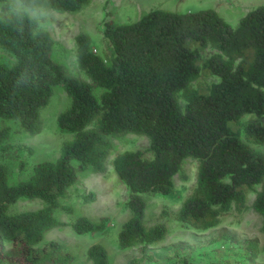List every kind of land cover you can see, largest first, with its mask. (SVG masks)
<instances>
[{
	"label": "trees",
	"instance_id": "trees-1",
	"mask_svg": "<svg viewBox=\"0 0 264 264\" xmlns=\"http://www.w3.org/2000/svg\"><path fill=\"white\" fill-rule=\"evenodd\" d=\"M88 1L0 0V48L11 56L0 60V119L32 135L41 128L39 111L53 86L60 85L69 97L56 114L68 136L55 158L35 162L26 178L11 184L0 163V264H70L73 256L62 243L43 240L47 229L64 224L53 208L71 210L59 198L77 171L102 173L112 151L109 136L128 132L147 139L146 154L125 149L110 159L127 190L128 213L116 231V244L137 246L139 253L129 264H138L146 246L164 238L163 222H144L146 197L170 194L173 175L186 157L196 162L194 183L171 218L202 231L217 225L225 212L249 207L260 216L264 236V151L249 145H264V3L248 9L235 26L213 9L153 8L128 23L105 20L104 56L93 50L85 33L74 35L82 78L51 57L54 39L26 8L73 11ZM200 75L214 80L195 86ZM8 135L9 126L1 125L0 143ZM92 196L88 192L81 198ZM19 198H36L40 205L9 210ZM165 214L162 209L159 215ZM105 220L78 215L69 225L79 234L101 230ZM217 236L237 240L225 229ZM3 242L9 246L2 248ZM239 243L251 257L256 254V238ZM259 249L264 251V242ZM179 251V262L186 264L188 251ZM85 257L91 264H108L99 241L86 246Z\"/></svg>",
	"mask_w": 264,
	"mask_h": 264
},
{
	"label": "rangeland",
	"instance_id": "rangeland-1",
	"mask_svg": "<svg viewBox=\"0 0 264 264\" xmlns=\"http://www.w3.org/2000/svg\"><path fill=\"white\" fill-rule=\"evenodd\" d=\"M262 3L264 0H89L73 11L29 8L26 11L54 39L51 57L69 73L85 78L75 64L74 35L77 32L85 33L96 53L104 56L107 54L106 40L102 36L101 27L105 20L128 23L153 8L176 12L213 9L226 23L235 26L248 9ZM0 60H11V56L1 48ZM212 80V76L200 75L192 84L202 86ZM68 102L69 97L63 88L54 85L49 100L39 111L41 128L32 135L20 131L14 121L0 119V126H9L8 137L0 143V163L5 166L7 183L26 178L35 162L57 156L61 141L68 135L58 127L56 114ZM109 138L112 151L106 160L105 170L102 173L89 168L77 171L76 180L67 187L65 195L59 198V202L69 205L71 210L65 211L60 206L53 208L54 216L64 224L53 226L43 234V240L53 239L64 245L73 256L70 264H91L85 257V248L94 241L104 245L108 264H129L130 258L139 256L137 246L120 248L116 244V231L128 213L124 205L127 190L111 169L110 159L114 153L125 149L139 148L146 154L147 139L132 132ZM249 145L264 151V145ZM195 168L194 159L184 158L179 172L173 175L172 192L168 195L156 192L146 197L145 224L161 221L166 226V234L159 242L146 246L145 254L138 264H183L178 260L181 249L188 251L183 252L186 264H264V251L259 249L264 242V236L259 230L260 216L249 207L242 212H225L217 225L202 231L180 225L171 218V213L194 183ZM88 192L93 193L92 198L83 200L81 195ZM251 198L252 192L248 193L247 201ZM39 205L36 198H19L9 206V210L36 208ZM162 209L165 215H159ZM78 215H85L92 220L105 216L106 220L101 230L77 234L71 230L69 222ZM221 229L232 233L237 240L228 241L218 237L217 233ZM250 238H256L258 243L253 257L239 243L240 240ZM8 246V242L2 243V248ZM146 254L151 255V258H147Z\"/></svg>",
	"mask_w": 264,
	"mask_h": 264
},
{
	"label": "built area",
	"instance_id": "built-area-1",
	"mask_svg": "<svg viewBox=\"0 0 264 264\" xmlns=\"http://www.w3.org/2000/svg\"><path fill=\"white\" fill-rule=\"evenodd\" d=\"M94 50V49H93Z\"/></svg>",
	"mask_w": 264,
	"mask_h": 264
}]
</instances>
